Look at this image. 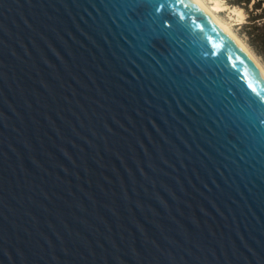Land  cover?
Wrapping results in <instances>:
<instances>
[{"label":"water","instance_id":"1","mask_svg":"<svg viewBox=\"0 0 264 264\" xmlns=\"http://www.w3.org/2000/svg\"><path fill=\"white\" fill-rule=\"evenodd\" d=\"M0 264H264V71L198 0H0Z\"/></svg>","mask_w":264,"mask_h":264},{"label":"trees","instance_id":"2","mask_svg":"<svg viewBox=\"0 0 264 264\" xmlns=\"http://www.w3.org/2000/svg\"><path fill=\"white\" fill-rule=\"evenodd\" d=\"M246 13L241 33L250 47L264 59V0H228Z\"/></svg>","mask_w":264,"mask_h":264},{"label":"rangeland","instance_id":"3","mask_svg":"<svg viewBox=\"0 0 264 264\" xmlns=\"http://www.w3.org/2000/svg\"><path fill=\"white\" fill-rule=\"evenodd\" d=\"M207 6L212 7L215 0H203ZM221 3V9L216 11V15L224 23L228 24L232 31L240 38L247 48L255 55L264 67V59L258 55L247 43L245 37L241 33L242 24L245 22L246 13L243 8L229 4L228 0H218Z\"/></svg>","mask_w":264,"mask_h":264},{"label":"bare ground","instance_id":"4","mask_svg":"<svg viewBox=\"0 0 264 264\" xmlns=\"http://www.w3.org/2000/svg\"><path fill=\"white\" fill-rule=\"evenodd\" d=\"M198 2L210 13V15L216 19L228 32H230L239 42V44L242 46L244 51L252 58L256 64L264 71L263 65L259 62V60L255 57V55L247 48V46L240 40V38L232 31L230 26L226 23H224L222 20L219 19V17L216 15V11L221 9V3L218 0H215V3L212 7H209L206 5V3L203 0H198Z\"/></svg>","mask_w":264,"mask_h":264}]
</instances>
